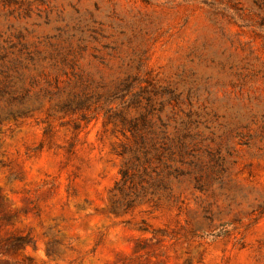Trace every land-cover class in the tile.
<instances>
[{
    "label": "rangeland",
    "instance_id": "1",
    "mask_svg": "<svg viewBox=\"0 0 264 264\" xmlns=\"http://www.w3.org/2000/svg\"><path fill=\"white\" fill-rule=\"evenodd\" d=\"M0 53L36 104L0 125V264H264V0H0Z\"/></svg>",
    "mask_w": 264,
    "mask_h": 264
},
{
    "label": "trees",
    "instance_id": "2",
    "mask_svg": "<svg viewBox=\"0 0 264 264\" xmlns=\"http://www.w3.org/2000/svg\"><path fill=\"white\" fill-rule=\"evenodd\" d=\"M21 67V60H10L7 55L0 53V125L10 119L17 121L18 119L29 115L36 105H30L32 97L31 89L22 88V91L20 92L17 88L19 84L23 83V78L20 75ZM31 86H36V82H32ZM131 88L132 85L128 86L126 90L113 95L109 99V102L123 100L125 97H127V93ZM136 98L137 95H135L133 98H130V102H132ZM78 107H82L81 104ZM149 117V115H146V117L143 116L141 118V122L132 120L128 123L129 131L133 134L134 138L139 143L140 150L141 152H143L146 163H148L147 167H150L151 164H153V152L155 151V154L157 153V150L154 148L155 143L151 147H149L148 144L147 129H149ZM135 159L138 162L141 160L139 156H136ZM135 168L136 167H134L133 169ZM130 169H124L121 172L122 183L132 181L133 177L130 175ZM147 183L149 186L157 187V182L154 180H149ZM161 185H163L162 187L164 188L166 186L165 183ZM166 189L167 188H165V190Z\"/></svg>",
    "mask_w": 264,
    "mask_h": 264
}]
</instances>
